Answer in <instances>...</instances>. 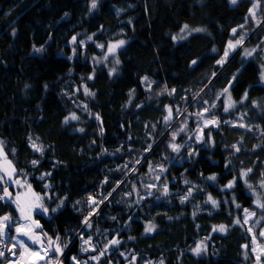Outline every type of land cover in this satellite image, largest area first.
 <instances>
[{"label": "trees", "instance_id": "16d2710c", "mask_svg": "<svg viewBox=\"0 0 264 264\" xmlns=\"http://www.w3.org/2000/svg\"><path fill=\"white\" fill-rule=\"evenodd\" d=\"M91 4L0 0V141L16 174L37 193H49L50 215L35 214L36 231L59 238L62 253L50 247L44 264L53 257L55 264H107L108 258L115 259L108 264H125L132 256L137 264H255L244 212L260 214L252 192L264 183V107L259 113L253 106L264 102L261 49L253 58L236 53L220 64L244 30L254 33L243 39L240 53L248 43L264 47V25L252 28L248 14L253 2L97 0L95 9ZM185 25L202 32L175 43ZM73 37L89 39L85 54ZM121 40L112 70L101 63L100 51ZM225 89L246 103L224 113ZM167 106L180 109V118L209 110L220 125L205 132L202 144L177 152L162 142L155 146L152 131L167 116ZM237 110L245 112L244 127L237 126ZM73 113L77 120L69 119ZM34 140L42 151L33 149ZM242 171L252 191L238 178ZM233 179L234 187L226 190ZM260 194L264 204V187ZM98 196L107 201L90 221L95 251L82 253L76 235ZM61 200V210L51 211ZM4 216L13 220L9 244L14 226L25 220L0 200ZM146 223L156 227L151 234L144 232ZM203 237L209 251L196 257L189 250ZM106 244L109 252L92 263L90 257ZM7 260L8 250L0 264Z\"/></svg>", "mask_w": 264, "mask_h": 264}, {"label": "rangeland", "instance_id": "374dc122", "mask_svg": "<svg viewBox=\"0 0 264 264\" xmlns=\"http://www.w3.org/2000/svg\"><path fill=\"white\" fill-rule=\"evenodd\" d=\"M240 0H237V3ZM253 2V4L251 5L248 14L251 15L252 17V21H253V26L252 28H258L261 24L264 25V0L262 2H259L258 0H251ZM230 2V0H229ZM235 3V4H237ZM231 5H235L232 4L230 2ZM263 12V13H262ZM258 13H260L259 15H257ZM251 28V29H252ZM195 29H201L199 27H194V28H187L185 29L184 27L182 29H180L179 31H177V33L174 36V42L178 43L184 39H186L187 37H189L192 34L195 33H200L202 31H195ZM254 33V31H248V30H244L241 33V38H237L235 37L233 40L234 42L232 43L234 45V47L229 48L227 53V56H223V58L221 59L220 64L222 65L228 58H231L232 56H234L236 53L240 54V57L242 60H247L250 58H253L254 55L261 49V60H262V64H261V75H260V79H261V84L264 85V79H262V75H264V47H260V45L258 43L255 44H251L248 43V47L243 48L242 52L240 53L239 49H242V45H244L246 43V41H243V39H247L249 36H251ZM240 41L239 44L236 43V41ZM89 42V39H81L79 41H77L75 39V41H73L72 39V44L74 46H76L77 44L82 46V50H83V54H85V46L86 44ZM119 41H113V42H108L103 49L100 51L101 54V63H105L107 64L112 70H116V67L118 65V58H117V52L118 50L124 45L116 47L115 49L110 51V48L112 45L118 44ZM239 48V49H238ZM250 53V55H249ZM230 91L227 90L225 92H223V95L221 96L222 99V107H223V112L224 113H228L231 112L233 110H235L238 106H241L243 104L246 103V98H242L240 101H236L234 100L231 95H230ZM262 99H258V101H254L253 102V106L258 108V112L260 113V107H264V102L261 101ZM207 101V100H206ZM229 104H231V107H229ZM261 105V106H260ZM228 108V111H225V108ZM169 109L171 110V115L169 113ZM164 111L167 113V120L166 117L163 119V121L160 124V127L154 126L153 128V136H155L156 138V142H155V146L156 144L159 143H164L167 147L171 148L173 150V146H176L178 148L177 151L182 150V148H185L186 146L191 145H196V144H202V142L204 141L205 138V132L209 129V128H218V126L220 125V121L214 116L210 114L209 110H202L197 116L195 115H189L187 117L184 118H180V115L177 117L180 109H176L173 107H169L167 106L166 108H164ZM245 112H241L239 110L235 111L234 115L237 119V126L240 127H244L245 125V118H244V114ZM75 116L77 118L76 115H74V113L72 115L69 116V119H72V117ZM72 119V120H77V119ZM180 118V119H179ZM198 120V122H197ZM207 122V123H206ZM243 125V126H241ZM175 135V139H173V136ZM166 136V139L163 140ZM193 141L195 143H193ZM1 142V141H0ZM209 144L211 145V138L208 139ZM33 144H35L37 147L42 149V146L39 144V142L37 141H32L31 145L33 147ZM158 146V145H157ZM2 147H3V152L7 155L6 150H5V145L2 143ZM34 149V148H33ZM191 149V148H190ZM175 151V152H177ZM104 153H106L107 155H111L110 152L108 151H103ZM7 160L11 161L12 166L15 168V165L13 163V160L10 159L7 155ZM137 164H140L141 161H135ZM0 165H3L4 167H6V165H4V157L0 156ZM138 166V165H137ZM134 171H136V169H133V173H135ZM8 172L11 173V179H8V176L5 175V172L3 170H0V176H4V179L6 181V183H2L0 182V190L2 189V191H0V196H4V188H7V191L10 193V196L5 197L4 199H2V201L4 202H9L11 203L14 208L16 209V212L18 214V218L22 222L19 225L14 226L13 228V236L12 237V241L11 243L8 244V237L10 235V231H9V227L11 226L12 223V219L10 217L9 221L5 222L8 227H6L4 229V239H7V242L5 245L2 246V249H0V252H3V255L6 253L7 250H9V260H7L5 262V264H26L25 263V259L26 258H21L18 257V251L17 250H13V242L17 244V237H16V228L18 226L23 225L24 227H28V228H24L23 230L26 232H29V235L32 234H37L38 232L36 231L37 225L38 223L35 222L34 220V216L35 214H43L45 216H49L50 215V210L48 209V207L45 206L47 201H50V196L49 193L45 194V195H41L40 193H37L36 191L33 190L32 186L30 185V183L28 182V180L26 178H23L22 176H18L17 170L15 168V172L12 173L11 169H8ZM247 176H248V172L242 171L238 178L242 181V183H244L248 190L252 191V188H250V185L247 182ZM19 180L20 183L17 184L15 183V181ZM232 184L231 187H228L229 184ZM235 184V180L233 179L232 181H230L227 186H226V190L231 189L232 187H234ZM261 185L263 184H259L260 190L259 191H255L252 192V195L254 197V206L257 207V209L260 211L259 215H256L253 210H249V211H245L244 212V221L247 220V227H246V231L249 237V247H250V252L251 254L255 257V264H259V260H257V257H259V259L264 258V235H261V233H264V211L262 210L263 207H259L258 206V201L259 204H263V199H262V195L260 194L261 190L263 189V187ZM30 186V187H29ZM134 191V190H133ZM33 193L41 196L42 199V204L45 208L48 209V211L45 213L43 212L40 208H34L32 207V205L34 204L35 200L33 197ZM134 194H136V196H139V192L138 191H134ZM19 197L20 198V205L24 210V215L25 216H30V219H23L21 217V211L20 209H18L17 207V203H15L14 201H16V198ZM98 199H93V201H95V203H93V201H91V204L93 206H91L92 211H89L88 216L84 219L83 221V225L80 229V231L78 233H80V235H76V237H79V242L81 245V252L82 253H88V254H92L94 253V236L91 234V229H92V224H91V219L92 216L97 215L99 212L100 207L103 205V203H105L107 201V199L102 200L101 196L97 197ZM209 198V197H208ZM210 201V200H209ZM217 202V201H216ZM211 203V201H210ZM212 204V203H211ZM217 205V203H216ZM63 206L62 200L59 202V204H57L53 209H56L55 211H53V209L51 211L53 212H59L61 210ZM98 206V207H97ZM31 208V211L29 212V209ZM95 208V209H94ZM254 214V215H252ZM87 220V223H85V221ZM33 223V225L31 224V222ZM238 224V223H237ZM250 224H251V228H250ZM240 225V224H239ZM148 226H153L151 223H146L145 224V228H144V232L147 234H151L156 227L153 226V231L151 232H146V228ZM41 234V233H38ZM42 235V234H41ZM24 238L28 237V236H24ZM43 239H44V243H45V249L50 256L51 252H50V247H51V251L55 249L56 244H59V241L57 240H51L52 244L49 245V238H47L46 236L42 235ZM1 238V237H0ZM29 239V238H28ZM31 241V239L29 240ZM32 242V241H31ZM33 243V242H32ZM19 245V244H18ZM60 245V244H59ZM62 245V244H61ZM201 247V253L199 255L194 254V249L197 248V246ZM1 246V244H0ZM67 247V245H66ZM109 247L110 244H106L104 245L102 251L100 253H98L97 255L95 254L93 257H90V261L93 263L94 262H98L99 259H101L103 257V253L105 252H109ZM29 248V247H28ZM36 249L35 247H32L31 250ZM30 250V248H29ZM43 251V250H41ZM209 249H208V244H207V240L203 237L202 239H200L199 241H197V243L194 245V247H192L189 252L192 255H195L196 257H201L203 255H206L208 253ZM15 253V255L13 254ZM59 254V253H58ZM122 254V252H121ZM129 254L125 253L123 254V259H125ZM46 257H48L46 255ZM51 257V256H50ZM113 260L112 258H108L104 263H111ZM120 262V260H118ZM134 262V264H137V256H132L131 258H129L125 264H132ZM85 264H88V262H84ZM4 264V263H3ZM148 264H159V263H153V262H149Z\"/></svg>", "mask_w": 264, "mask_h": 264}, {"label": "snow or ice", "instance_id": "6c2138e0", "mask_svg": "<svg viewBox=\"0 0 264 264\" xmlns=\"http://www.w3.org/2000/svg\"><path fill=\"white\" fill-rule=\"evenodd\" d=\"M230 2H231L232 4H235V3H237V0H230ZM96 6H97V0H92L91 7H92L93 9H95ZM184 28L187 29L188 26L185 25ZM195 31H202V29H195ZM233 31L235 32V30H233ZM73 41H75V37H73ZM124 43H125V42H124L123 40L119 41L118 44H115V45H112V46H111L110 51L113 50V49H115L116 47L122 46ZM236 43L239 44L240 41L238 40V41H236ZM229 47L232 48V47H234V45L230 42V43H229ZM36 51H41V49H36ZM227 55H228V53H227V51H226V52H225V56H227ZM249 55H250V53H249ZM195 63H196V62L193 61V64H195ZM90 78H91V77H90ZM145 79H147V78H145ZM262 79H264V75H262ZM86 91H87V90H86ZM225 91H227V89H225ZM229 107H231V104H229ZM224 110H225V111H228V108L226 107ZM205 111H206V110H205ZM169 113H170V115H171V110H170V109H169ZM75 118H76L75 116L72 117V119H75ZM167 119H168V118L166 117V120H167ZM65 122H67V121H65ZM206 123H207V122H206ZM241 126H243V125H241ZM173 139H175V135L173 136ZM33 148H34V150H36V151H42V149L39 148V147H37L35 144H33ZM173 150H174V151H177L178 148H177L176 146H173ZM238 150H239V149H237V151H238ZM0 156H3V157H4V165H6V167H4L3 165H0V170H3V171L5 172V175L8 176V179H11V173L8 172V169H11V172L14 173V172H15V168L12 166L11 161H8V160H7V155L3 152L2 142H0ZM32 163H33V165H36V164H37V161L33 160ZM249 171H250V170H249ZM41 179H43V177H41ZM209 179H215V177H214V176H213V177H209ZM0 182H2V183H6V181H5V179H4V176H0ZM15 183L19 184L20 181L17 180V181H15ZM231 186H232V184L230 183V184L228 185V187H231ZM261 186L264 187V185H261ZM29 187H30V186H29ZM45 187H47V185H46ZM250 187H251V186H250ZM165 191H166V190H165ZM189 194H191V193H189ZM32 195H33L34 200H35V202H34V204L32 205V207H34V208H40L43 212L46 213V212L48 211V209L45 208V207L43 206V204H42V199H43V198H42L41 196L35 194V193H33ZM8 196H10V193L7 191V188L5 187V188H4V196H0V200L4 199L5 197H8ZM209 200L211 201V203L213 204V206H216V203H217V202H216L215 200H212L211 197H209ZM19 201H20V198L17 197V198H16V201H14V202L17 203V207H18V209H20V211H21V217H22L23 219H30V216H25V215H24V210H23V208L21 207ZM182 202H183V201H182ZM93 203H95V201H93ZM258 206H259V207H264V204H259V201H258ZM55 210H56V209H53V211H55ZM30 211H31V208L29 209V212H30ZM245 211L247 212V210H245ZM252 215H254V214H252ZM9 219H10L9 216L0 217V237H3V236H4V229H5L6 227H8V225H7L5 222L9 221ZM239 222H240V221L237 220V223H239ZM85 223H87V220L85 221ZM245 223H247V220H245ZM37 226H38V225H37ZM23 229H24V226L21 225V226H18V227L16 228V231H17V233L20 234V235L28 236V238L31 239L33 243H39V242H40V239H39L38 236H35L34 234H33V235H29V232H26V231H24ZM214 230H215V229H214ZM219 230H220L221 232H223V231L225 230V229H224V226H220V229H219ZM151 231H153V226H148V227L146 228V232H151ZM45 235H46V234H45ZM261 235H264V233H261ZM58 239H59V238H57V240H58ZM112 243L115 244V243H118V241H112ZM17 244H19L20 247L23 249V252L20 253L21 258H23V256H24L25 254H27V255L30 256V257H36V256L39 255L40 251L42 250V249H40V250L30 251L29 248L26 246L25 242L20 241L19 239H17ZM51 244H52V241H51V239H49V245H51ZM13 247H15V245H13ZM65 247H66V245H65ZM245 247H247V246H245ZM54 251H55V253H62V248L60 247V245H59L58 243L56 244ZM193 251H194V254L199 255V254L201 253V247L198 245L197 248L194 249ZM13 254L15 255V253H13ZM47 254H48V253L45 252V255H47ZM0 256H3V252H0ZM41 258H43V257H41ZM73 260H75V257H73ZM257 260H259V257H257ZM46 264H55L54 257L48 259L47 262H46ZM161 264H162V262H161Z\"/></svg>", "mask_w": 264, "mask_h": 264}, {"label": "crops", "instance_id": "0c3cea01", "mask_svg": "<svg viewBox=\"0 0 264 264\" xmlns=\"http://www.w3.org/2000/svg\"><path fill=\"white\" fill-rule=\"evenodd\" d=\"M18 239L20 241L25 242L26 246L30 248V251L40 250L37 246L34 245V243L29 241L30 239H28V237H26V238L19 237ZM32 247H35L36 249L31 250ZM14 249L18 251V255L17 256L21 257L20 253L23 252V249L20 247V245L16 244L15 247H13L12 252H13ZM23 257L26 258L25 259V263L26 264H44L46 255H45L44 251H40L39 255L36 256V257H30L27 254H25ZM41 257H43V258H41Z\"/></svg>", "mask_w": 264, "mask_h": 264}, {"label": "built area", "instance_id": "2783aa9c", "mask_svg": "<svg viewBox=\"0 0 264 264\" xmlns=\"http://www.w3.org/2000/svg\"><path fill=\"white\" fill-rule=\"evenodd\" d=\"M24 228H28V227H24ZM16 235L18 236V237H23V235H20V234H18V233H16ZM33 235V234H32ZM35 236H38L39 237V239H40V242L39 243H34V245L35 246H37L39 249H42L43 251H46V249H45V243H44V239H43V237H42V235L41 234H34ZM6 240L7 239H2L1 241H0V244H1V246H0V249H2V246L3 245H5L6 244ZM32 241V240H31ZM47 256H49V254H47Z\"/></svg>", "mask_w": 264, "mask_h": 264}, {"label": "water", "instance_id": "95a60500", "mask_svg": "<svg viewBox=\"0 0 264 264\" xmlns=\"http://www.w3.org/2000/svg\"><path fill=\"white\" fill-rule=\"evenodd\" d=\"M132 264H134V262Z\"/></svg>", "mask_w": 264, "mask_h": 264}]
</instances>
